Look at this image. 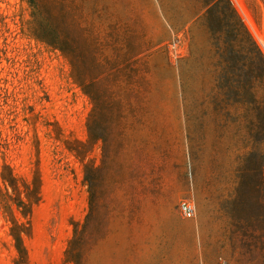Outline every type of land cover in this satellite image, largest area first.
<instances>
[{
    "label": "rangeland",
    "instance_id": "374dc122",
    "mask_svg": "<svg viewBox=\"0 0 264 264\" xmlns=\"http://www.w3.org/2000/svg\"><path fill=\"white\" fill-rule=\"evenodd\" d=\"M57 2L97 46L74 72L28 35L29 0H0V179L41 181L24 264H64L89 212L76 142L82 264H264V0H238L246 20L228 0ZM16 260L0 210V264Z\"/></svg>",
    "mask_w": 264,
    "mask_h": 264
},
{
    "label": "trees",
    "instance_id": "16d2710c",
    "mask_svg": "<svg viewBox=\"0 0 264 264\" xmlns=\"http://www.w3.org/2000/svg\"><path fill=\"white\" fill-rule=\"evenodd\" d=\"M29 3L31 4L33 12L31 14L32 20L27 28L28 35L52 51L59 52L62 56H64L68 61L71 70L74 72L76 68V58L79 51H82L81 53L84 55L85 59L87 56L91 55L97 46H88L85 39H82V45L80 48L77 38L74 36L77 31L74 22L68 19L64 26L60 25L59 17L61 15V8L59 7L57 0L47 1V19L43 20L40 18L41 11L43 10L41 5L42 0H29ZM60 34H63L64 37H61ZM151 51L152 48L146 49V53H150ZM84 69L85 63L83 62V70ZM84 92L90 99H93L88 91ZM86 128L87 132L90 133V118L87 120ZM76 145L77 146L75 148L67 146V149L74 152L75 156L80 159L83 164L84 181L87 183L89 189V212L85 217L83 224H71L73 227L72 237L67 242V246L64 251V264L83 263L84 254L88 250L90 243L89 239L92 234L89 227V219L93 208V192L91 191V185L88 178L91 167L88 163L84 162L85 149L87 145L79 142H76ZM40 186L41 181L38 176H34L31 181L24 183L22 188H20L13 176L10 175V178H5L1 175L0 210L9 223V236L13 241V246L17 253V260L15 261V264H24L27 260L24 238L28 237L30 233L29 219L32 213V208L40 201ZM15 212L18 213L22 220L16 216Z\"/></svg>",
    "mask_w": 264,
    "mask_h": 264
},
{
    "label": "built area",
    "instance_id": "2783aa9c",
    "mask_svg": "<svg viewBox=\"0 0 264 264\" xmlns=\"http://www.w3.org/2000/svg\"><path fill=\"white\" fill-rule=\"evenodd\" d=\"M230 2V4L236 9V11L242 15L245 20H246V16L244 11L241 8L240 3L238 2V0H228ZM180 212L181 214L184 216V218H192L194 216V207L189 204V203H182L180 205Z\"/></svg>",
    "mask_w": 264,
    "mask_h": 264
}]
</instances>
